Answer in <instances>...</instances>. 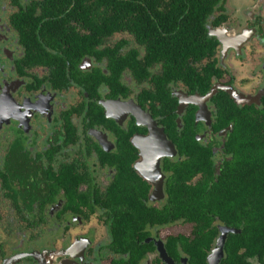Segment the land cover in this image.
Masks as SVG:
<instances>
[{
    "label": "flooded vegetation",
    "instance_id": "1",
    "mask_svg": "<svg viewBox=\"0 0 264 264\" xmlns=\"http://www.w3.org/2000/svg\"><path fill=\"white\" fill-rule=\"evenodd\" d=\"M40 8L0 0V264H236L227 242L242 228L209 209L171 212V179L190 143L209 150L215 180L231 158L235 123L222 124L214 96L235 98L222 85L259 97L238 106H263L264 0L217 3L210 50L178 62L171 80L128 30L79 60L56 47L31 55L14 19ZM199 76L218 86L212 96Z\"/></svg>",
    "mask_w": 264,
    "mask_h": 264
},
{
    "label": "trees",
    "instance_id": "2",
    "mask_svg": "<svg viewBox=\"0 0 264 264\" xmlns=\"http://www.w3.org/2000/svg\"><path fill=\"white\" fill-rule=\"evenodd\" d=\"M221 1L41 0L40 11L44 14L30 10L14 21L31 55L37 54L39 59L50 53L49 48L56 47L79 60L105 38L128 30L142 40L146 58L162 64L161 77L171 80L181 60L201 58L206 51L207 20ZM74 22L81 23L88 32H80ZM124 42L121 40L117 45ZM126 59L123 61L130 63ZM142 68L145 77L147 67ZM94 76L99 80L103 73L98 71ZM199 79L204 86L201 92H208L212 88L210 78L199 76ZM219 93L214 97L222 124L235 123L236 130L228 135L231 158L223 161L215 180L209 150L204 154L199 145L190 143L189 159L177 163L175 178L171 179V212L209 209L224 221L242 228L241 234L231 235L227 242L228 262L251 264L250 258L264 257V103L261 107L238 106L227 93ZM189 139L196 144L194 134ZM196 172L202 173V179L187 184L186 180ZM212 175L210 184L207 180ZM212 239H208V246Z\"/></svg>",
    "mask_w": 264,
    "mask_h": 264
},
{
    "label": "water",
    "instance_id": "3",
    "mask_svg": "<svg viewBox=\"0 0 264 264\" xmlns=\"http://www.w3.org/2000/svg\"><path fill=\"white\" fill-rule=\"evenodd\" d=\"M221 88H223V90H226L227 92L229 91L231 94H233V97L235 98V101L236 102H238V103H248L250 100H252V101H257V102H259L258 101V96H256V97H253L252 99L250 98V97H248L247 96V98L243 95V94H239L238 92H233L234 90L233 89H231L230 87H227V86H221ZM216 89H218V86H214L213 88H212V92L211 93H209L208 95H207V97H210V96H212L215 92H216ZM174 154H175V150H174V145H173V143L171 142V156H174ZM228 228V227H227ZM226 227L225 228H222V230H223V236L221 237V239L220 240H218V249L219 250H222V247H223V245H224V243H225V239H226V236H227V231L225 230V229H227ZM231 231H233V232H238V230L237 229H232L231 228Z\"/></svg>",
    "mask_w": 264,
    "mask_h": 264
},
{
    "label": "rangeland",
    "instance_id": "4",
    "mask_svg": "<svg viewBox=\"0 0 264 264\" xmlns=\"http://www.w3.org/2000/svg\"><path fill=\"white\" fill-rule=\"evenodd\" d=\"M255 97V96H254ZM253 98V97H252Z\"/></svg>",
    "mask_w": 264,
    "mask_h": 264
}]
</instances>
